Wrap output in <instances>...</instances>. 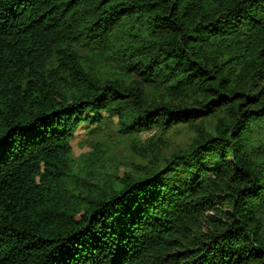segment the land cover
Masks as SVG:
<instances>
[{
  "label": "trees",
  "instance_id": "1",
  "mask_svg": "<svg viewBox=\"0 0 264 264\" xmlns=\"http://www.w3.org/2000/svg\"><path fill=\"white\" fill-rule=\"evenodd\" d=\"M0 264H264V0H0Z\"/></svg>",
  "mask_w": 264,
  "mask_h": 264
},
{
  "label": "rangeland",
  "instance_id": "2",
  "mask_svg": "<svg viewBox=\"0 0 264 264\" xmlns=\"http://www.w3.org/2000/svg\"><path fill=\"white\" fill-rule=\"evenodd\" d=\"M211 124H207L206 127ZM89 128V126H88ZM154 134V131H145L139 135V140L141 142L144 141L147 137H150ZM77 138L71 142L73 148V156L78 157L80 154L86 155L89 152V145L84 141L80 142V140H84L86 138V131L84 128H79L76 132ZM115 133L113 132V127L108 126L103 134L99 136L100 140L109 139L114 140ZM166 144L164 146V154L168 155L170 152L175 151L177 149L186 147L187 144L190 143L194 132L188 130L186 128H180L177 130H171L166 134ZM130 140L128 138L124 143H120L117 147H112V150L108 154V157L104 158L103 163L100 164L102 166L101 170L110 168H116L119 175H122L125 172H129L132 170L134 163H142L145 164L148 162V159H140L137 157L136 152H134L130 147ZM105 165V166H104Z\"/></svg>",
  "mask_w": 264,
  "mask_h": 264
}]
</instances>
